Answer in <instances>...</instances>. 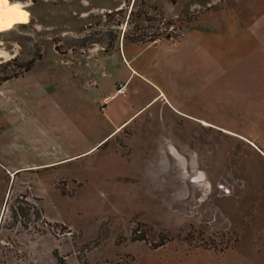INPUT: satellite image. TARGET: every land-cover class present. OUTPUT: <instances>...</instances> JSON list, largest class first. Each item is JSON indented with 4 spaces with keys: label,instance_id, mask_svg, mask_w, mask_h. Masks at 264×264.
<instances>
[{
    "label": "rangeland",
    "instance_id": "1",
    "mask_svg": "<svg viewBox=\"0 0 264 264\" xmlns=\"http://www.w3.org/2000/svg\"><path fill=\"white\" fill-rule=\"evenodd\" d=\"M10 1L29 17L0 31V264H264V0ZM121 50L181 111L160 94L47 165L156 93L103 99Z\"/></svg>",
    "mask_w": 264,
    "mask_h": 264
},
{
    "label": "crops",
    "instance_id": "2",
    "mask_svg": "<svg viewBox=\"0 0 264 264\" xmlns=\"http://www.w3.org/2000/svg\"><path fill=\"white\" fill-rule=\"evenodd\" d=\"M243 27H244V30H246L247 29V25L246 24H243L242 25ZM257 29H256V31H258V33L259 34H256L254 37H255V39H257L258 41H259V43H260V45L262 46V47H264L263 46V38H262V35H261V32H263V30H262V24L260 25V26H258V27H256ZM259 28V29H258ZM247 31H249L248 29H247ZM250 32V31H249ZM251 34V33H250ZM151 46H154V45H150V46H148V47H151ZM156 46V45H155ZM148 47H144V48H148ZM121 52V57H122V60L124 61V64H125V66H126V68H127V70H128V76L126 77V79L125 80H123V81H125V85H126V87L130 84V82H131V80H132V78H134V77H137V78H139L140 80H142L143 81V83L144 84H146V85H148L150 88H152L156 93H154L153 95H151V96H149V98L147 99V100H145V102H143L142 104H140V107L141 108H138L137 110L135 109V108H133L132 106H130V108H128L127 109V111H126V113L124 114V116H122L119 120H117V122L115 121V120H110V121H107V126H109L108 127V130L101 136V137H98V138H96V139H94L93 140V142L91 143V146H89V147H87L86 149H84V150H81V151H78V152H76V153H73L72 155H68V156H63V157H58L57 158V160L56 161H53V162H50V163H46L47 165L48 164H52V163H54V162H59V161H62V160H64V159H67V158H71L72 156H75V155H79V154H81V153H85V152H87V151H89L90 149H92V148H94V147H96V146H98L103 140H105L107 137H109L117 128H119L120 126H122V125H125V126H127V125H129L132 121H133V119L136 117L135 115L137 114V113H139V112H141L142 111V109L143 108H145L146 106H148L150 103H152L160 94H162L161 96H160V99H162V98H164L163 99V101H168L169 102V104L168 103H166V104H168L169 106H171V107H173V108H176L172 103H171V101H169L168 100V98L166 97V95L162 92L163 90H162V88L159 86V85H157L155 82H153L150 78H149V74H148V72L144 69V68H137V63L135 62V59H140V57H139V55H138V52H127L128 53V55H129V58H128V56H126L127 55V53L126 52H122V50L120 51ZM132 62H135L134 63V65L132 64ZM161 90V91H160ZM159 92V93H158ZM117 96H120V95H114L113 93L111 94V93H109V94H106V95H103V99H110V98H114V97H117ZM177 110H179L178 108H176ZM176 111V110H175ZM179 111H181V110H179ZM177 112V111H176ZM196 118V117H195ZM200 119H202V118H200ZM205 121V120H204ZM78 125H79V123H78ZM124 126V127H125ZM80 125H79V130H80ZM123 127V128H124ZM82 128V127H81ZM22 131H23V133H22ZM22 131H21V133H20V136L21 137H23L25 134H24V131H25V129L23 128L22 129ZM81 132H82V130H80ZM120 131V130H119ZM118 131V132H119ZM117 132V133H118ZM83 133L86 135L87 134V131L86 130H84L83 131ZM116 133V134H117ZM115 134V135H116ZM115 135H112V137L113 136H115ZM111 137V138H112ZM108 140V139H107ZM258 142V141H257ZM255 146V145H254ZM256 147V146H255ZM26 148H21V149H17L18 151H21V152H23L24 150H25ZM257 149L260 151V152H264V151H261L260 149H259V147H257ZM40 165H45V164H40ZM40 165H33V166H29V165H25V166H19V167H12L11 169H8L9 170V172L10 173H14L15 171H17V170H19V171H25V170H23V169H27V168H36L37 166H40ZM18 171V172H19Z\"/></svg>",
    "mask_w": 264,
    "mask_h": 264
},
{
    "label": "bare ground",
    "instance_id": "3",
    "mask_svg": "<svg viewBox=\"0 0 264 264\" xmlns=\"http://www.w3.org/2000/svg\"><path fill=\"white\" fill-rule=\"evenodd\" d=\"M29 13L26 9V6L22 3H15L10 0H0V31H7L13 25L25 24L28 21ZM202 123L209 125L210 123L202 119H196ZM229 132V131H228ZM234 135V133L229 132ZM237 135V134H235ZM240 137L246 139L251 145H254L247 138L239 135ZM238 136V137H239ZM170 151L173 156L176 157V160L180 162L182 167H185V160L180 156L173 147H170ZM13 173H10L12 175ZM186 175V174H185ZM193 180L201 181L202 174H197L193 176ZM192 183V182H191ZM224 193H229V190H223Z\"/></svg>",
    "mask_w": 264,
    "mask_h": 264
},
{
    "label": "built area",
    "instance_id": "4",
    "mask_svg": "<svg viewBox=\"0 0 264 264\" xmlns=\"http://www.w3.org/2000/svg\"><path fill=\"white\" fill-rule=\"evenodd\" d=\"M125 86L124 84H120L119 88L116 89L115 95L124 94Z\"/></svg>",
    "mask_w": 264,
    "mask_h": 264
},
{
    "label": "trees",
    "instance_id": "5",
    "mask_svg": "<svg viewBox=\"0 0 264 264\" xmlns=\"http://www.w3.org/2000/svg\"><path fill=\"white\" fill-rule=\"evenodd\" d=\"M165 37H168V36L166 35ZM153 39H154V38H152L151 40H153ZM15 58H16V57H13V58H11V59L14 60ZM29 68H30V65L26 67V71H27ZM13 76H18V75H13ZM8 79H10V77H4V78L1 79V81H6V80H8ZM161 244H163V243H161ZM161 244H159V245H161Z\"/></svg>",
    "mask_w": 264,
    "mask_h": 264
}]
</instances>
